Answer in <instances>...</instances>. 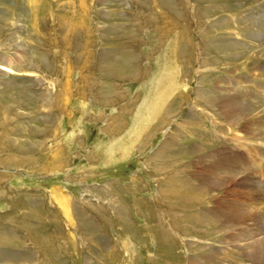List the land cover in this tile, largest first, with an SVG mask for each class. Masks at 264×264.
<instances>
[{
    "label": "rangeland",
    "instance_id": "obj_1",
    "mask_svg": "<svg viewBox=\"0 0 264 264\" xmlns=\"http://www.w3.org/2000/svg\"><path fill=\"white\" fill-rule=\"evenodd\" d=\"M263 117L264 0H0V264H245L178 191Z\"/></svg>",
    "mask_w": 264,
    "mask_h": 264
},
{
    "label": "bare ground",
    "instance_id": "obj_2",
    "mask_svg": "<svg viewBox=\"0 0 264 264\" xmlns=\"http://www.w3.org/2000/svg\"><path fill=\"white\" fill-rule=\"evenodd\" d=\"M240 98L238 95L234 97L235 100L242 102ZM221 103V108H225L223 114L227 120L234 122L238 120L241 113H246L244 106L232 101L229 97H223ZM253 122L254 125L261 126L264 124V117L259 121L253 120ZM241 130L247 134L255 135L254 127L251 124L244 125ZM249 137L251 136L249 135L247 138ZM248 140L253 141L251 138L236 139L240 145L237 150L235 149V152L232 150L226 152L222 149L220 153L211 156V161H207L208 154L201 155L200 160H203L204 165L196 173L192 172V177L185 178L187 185L183 192L178 191V196H184L183 194L186 196L194 190L208 193L222 191L221 195H218L217 192L218 196L210 197L209 203L215 205L209 208L203 206L198 217L205 222L208 220V224H215L219 232L226 229L227 232L233 231L234 226L239 225L241 229L238 232L228 233L229 235L224 237V243H228L233 252L240 256L235 260L238 259L245 264H264V243L248 241L260 233L258 228H260V224L264 223V129L259 135L257 144L254 145V141L250 144ZM251 166L255 168L254 173L249 171ZM213 262L216 263V260L211 259L210 264Z\"/></svg>",
    "mask_w": 264,
    "mask_h": 264
}]
</instances>
